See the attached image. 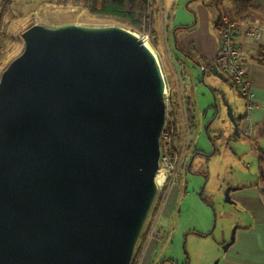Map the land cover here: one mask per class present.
I'll list each match as a JSON object with an SVG mask.
<instances>
[{
    "label": "water",
    "instance_id": "obj_1",
    "mask_svg": "<svg viewBox=\"0 0 264 264\" xmlns=\"http://www.w3.org/2000/svg\"><path fill=\"white\" fill-rule=\"evenodd\" d=\"M21 37L0 77V264H131L157 195L160 66L116 25Z\"/></svg>",
    "mask_w": 264,
    "mask_h": 264
},
{
    "label": "rangeland",
    "instance_id": "obj_2",
    "mask_svg": "<svg viewBox=\"0 0 264 264\" xmlns=\"http://www.w3.org/2000/svg\"><path fill=\"white\" fill-rule=\"evenodd\" d=\"M209 1L211 0H165L167 17L165 20L162 18L161 1L158 0L160 15L151 23L150 31L153 32L152 36L155 40L148 43V46L156 55L164 78L171 88L173 102L176 104V101L184 95L181 100H184L186 106L188 100L194 105L193 129L189 124L193 147L190 170L186 171L183 179L177 180L180 188L176 187L180 193L174 203L172 218H161L162 214L159 216L165 191L163 189L162 192H158L151 206L133 257L136 251L138 256L146 238L151 237V233L154 232L161 237H153V239L164 237L162 242L169 243L168 246L166 245L163 259H172L173 264H218L217 253L223 247V239L229 242L237 226L236 210L233 205L224 201L225 192L229 188H234L232 185L235 182L244 181L250 174H257L254 153L246 156L243 153L251 150V137H234V128L227 117V105L232 108L235 118L245 113V102L237 89L217 79L209 69L205 68L207 70L205 72L201 66L185 60L183 55L176 51H173V54L177 64L172 61L168 32L174 44L173 33L180 29V26L195 23V19H198L196 5L207 4ZM152 9L155 13V8ZM165 21L167 31L163 28ZM33 25L50 28L64 25L120 26L91 17L82 6L65 7L48 0H27L21 4H10L1 20V26L4 28L0 35L1 67H7L23 52L24 43L21 36ZM133 33L139 38L143 34ZM191 55L195 57V54ZM183 62L191 63L190 66L187 64L188 74L182 73ZM176 108L177 105L174 116L178 118ZM187 118L190 123L188 116ZM175 141L177 144L178 137ZM167 207L169 208L168 205Z\"/></svg>",
    "mask_w": 264,
    "mask_h": 264
},
{
    "label": "crops",
    "instance_id": "obj_3",
    "mask_svg": "<svg viewBox=\"0 0 264 264\" xmlns=\"http://www.w3.org/2000/svg\"><path fill=\"white\" fill-rule=\"evenodd\" d=\"M6 1L0 0V13L2 4ZM26 1L11 0L10 4H21ZM48 1L58 3L71 0ZM157 4L158 1L154 0L152 7L155 8V13L151 9L153 22L160 15V9ZM196 6L198 19H195V23L189 26H180V29H177L173 33L174 44L171 42L168 32L170 52L172 61L176 64L177 61L173 51L183 55L185 60L194 62L196 66L210 69L214 65L217 56L218 34L221 24L225 19L232 20L234 18L233 9L230 0H219L217 6L214 5L213 0L207 4L203 3ZM169 12L170 14L172 12L170 7ZM250 19H259L264 25V0H252L251 8L246 15L245 21H249ZM240 44L243 61L249 67L253 107L248 111L245 108V113L239 115L236 119H241L245 115L246 119L244 120L243 118L239 122V131L242 136H245L246 126L252 129V147L248 152L243 151L244 156L247 154L252 155L253 152L255 159H257L258 151L264 152V30L262 38L258 42L243 37L240 40ZM191 54H195V57ZM190 62H183L181 65L183 74L189 73L188 65H191ZM206 69L205 72L207 71ZM226 82L231 85L228 80ZM187 170H190L189 166ZM178 184L179 182L174 183L167 189L170 190L168 191L170 194L166 193V201L161 205L159 211V216L162 214L161 218H172L174 203L178 193H180L176 187ZM260 186L256 173L250 174V176L245 177L244 181L235 182L232 185L234 188H231L230 197L234 202L233 206L236 210L235 223L237 226L234 228V240L227 250L223 251L221 249V251H218V264H264V190ZM178 187L180 188V186ZM158 221H160L159 217ZM163 238L155 240L147 237L141 247L137 264H173L172 259H163V256L166 254L165 250L169 244L168 242V244L162 242ZM226 243H228V240L224 238L222 245L224 246Z\"/></svg>",
    "mask_w": 264,
    "mask_h": 264
},
{
    "label": "built area",
    "instance_id": "obj_4",
    "mask_svg": "<svg viewBox=\"0 0 264 264\" xmlns=\"http://www.w3.org/2000/svg\"><path fill=\"white\" fill-rule=\"evenodd\" d=\"M160 1L162 5V18L167 20L165 0ZM153 2L154 0H151V4ZM163 28L167 31L166 21ZM263 30L264 25L259 19H250L249 21L244 22H236L225 19L221 24L218 34V51L214 65L218 72L221 73L231 83V85L237 89L240 97L245 102V108L247 111L253 107L251 78L249 75V67L242 58L240 40L243 37H246L258 42L262 38ZM140 39H142L144 44H148L152 43L155 40V37L151 34L143 33L140 35ZM153 55L158 62L156 55L154 53ZM163 79L165 82L163 95L166 110L165 122L159 136L158 170L155 177L157 194L158 192H162L163 189H167L170 185L177 183L179 178L183 179V176L189 166L193 147L190 139L189 123L187 121V106L184 103V100H181L184 95H182V97H180L175 104L171 98V88L165 80L164 75ZM176 105L178 118L174 116ZM243 118L244 120L246 119L245 115ZM251 131V127L246 126L244 135L246 137H251ZM176 137H178L177 144L175 141ZM260 187L263 189L262 186ZM153 237L160 238L161 235L156 233L154 234V232H152L151 238Z\"/></svg>",
    "mask_w": 264,
    "mask_h": 264
},
{
    "label": "trees",
    "instance_id": "obj_5",
    "mask_svg": "<svg viewBox=\"0 0 264 264\" xmlns=\"http://www.w3.org/2000/svg\"><path fill=\"white\" fill-rule=\"evenodd\" d=\"M219 0H213L214 5H218ZM11 0H7L2 4L1 13H0V35L3 33L4 28L1 26L2 16L4 11L10 5ZM234 18L233 21L243 22L245 21L246 15L251 8L252 0H230ZM61 6L73 5L74 7L82 6L84 7L91 15V17L109 23H114L120 25L121 27L130 30L131 32L137 33H148L152 35L150 31L152 16L151 9L152 4L151 0H71V1H61L56 3ZM2 59V46L0 44V77L2 72L6 67H1ZM204 70L205 68L202 67ZM187 106L188 117L190 120V127L193 129L194 126V105L189 100ZM237 120L238 124L243 119ZM240 136L242 134L239 131ZM235 137V136H234ZM257 179L258 183L263 187L264 190V152L258 151L257 153ZM167 189L163 192V202L165 200ZM157 197V196H156ZM141 236L139 237L140 240ZM138 240V242H139ZM136 250V247H135ZM135 252V251H134ZM135 253L132 258L131 264H137L141 249L138 253ZM137 256V257H136ZM136 257V258H135Z\"/></svg>",
    "mask_w": 264,
    "mask_h": 264
},
{
    "label": "bare ground",
    "instance_id": "obj_6",
    "mask_svg": "<svg viewBox=\"0 0 264 264\" xmlns=\"http://www.w3.org/2000/svg\"><path fill=\"white\" fill-rule=\"evenodd\" d=\"M149 50H150V48H149V46H148V44L147 43H145L144 44ZM151 51V50H150ZM153 54V53H152Z\"/></svg>",
    "mask_w": 264,
    "mask_h": 264
}]
</instances>
